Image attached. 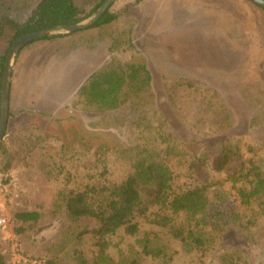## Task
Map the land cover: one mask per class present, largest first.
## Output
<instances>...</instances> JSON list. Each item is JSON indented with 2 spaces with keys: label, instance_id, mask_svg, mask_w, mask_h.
Returning <instances> with one entry per match:
<instances>
[{
  "label": "rangeland",
  "instance_id": "1",
  "mask_svg": "<svg viewBox=\"0 0 264 264\" xmlns=\"http://www.w3.org/2000/svg\"><path fill=\"white\" fill-rule=\"evenodd\" d=\"M97 1L76 0V4L90 13ZM125 1L117 0L110 8L121 11L122 19L134 17L131 6L135 4L125 10L122 8ZM224 5L230 8L227 13L242 29V35L225 37L226 44L237 50L225 53L220 63L218 53L193 51L204 46L195 38L201 40L198 33L186 36L167 28L185 19L167 20L160 26L157 19L150 18L145 22L143 36L138 23L132 28L131 45L145 60L153 95L148 105L138 106L148 113L150 120L148 128L138 133L122 121L125 116L131 119L129 105L108 117L113 123L81 110L74 99L59 112L48 115L15 114L13 105L1 140L8 156L0 150V173L8 176L7 181L3 180L4 189H0V219L5 220L0 226V253L6 264H77L79 254L91 264L96 250L92 236L85 231L93 230L95 223L90 219L71 220L58 204L57 192L92 184L118 186L130 173L140 149L146 151L160 172L167 173V185L175 190L194 186L190 162L204 159L213 187L220 186L221 194L239 206L236 176L214 174L210 160L227 142L233 144L244 163L250 158L264 159V11L247 0H226ZM115 32L110 31L117 37L119 31ZM87 37L84 32L74 34L62 42L58 54H80ZM4 49L0 42V52ZM129 54L116 52L113 58L121 62ZM111 57L109 51L105 64L112 60L117 63ZM16 59L17 56L13 68ZM173 80L202 85L220 99L204 101L207 94L202 93L204 105H199L195 91L189 93V100H181V105L175 107L178 101L165 94V84ZM103 144L113 149L96 154L97 147ZM6 161L10 163L8 172L1 171ZM33 210L41 213L38 228L28 237L16 236L15 214ZM168 216L166 210L156 214L158 222ZM150 225L142 224L141 234L136 238L117 235L110 240V255L118 260L133 251L132 247L137 246L134 242L150 231ZM161 240L171 239L161 237ZM170 244L177 250L172 261L141 264H201L189 249ZM232 245L245 250L246 264H264V219L247 241L240 240L232 229L220 236L216 241L218 249L211 252L204 264H220L218 253Z\"/></svg>",
  "mask_w": 264,
  "mask_h": 264
},
{
  "label": "trees",
  "instance_id": "2",
  "mask_svg": "<svg viewBox=\"0 0 264 264\" xmlns=\"http://www.w3.org/2000/svg\"><path fill=\"white\" fill-rule=\"evenodd\" d=\"M104 1L98 0L92 11L85 13L76 0H0V42L5 48L0 52V87L6 55L14 40L37 31L80 23L92 16ZM116 23L117 16L108 11L90 28ZM125 26L121 22L111 28L112 33H116L117 29L119 34L117 37L113 34L109 51L111 58L116 52L130 53L128 59L120 62L113 58L117 63L112 60L91 74L77 90L74 104L112 123L114 120H108V117L129 105L131 119L125 116L126 119L122 121L138 133L148 128L150 121L148 113L138 109V106L148 105L153 95L145 60L132 47L130 32ZM65 35H50L39 40ZM165 89L167 97L178 101L175 107L181 105V100H189V93L195 91L200 99L199 105H204L206 99H220L213 91L191 81L173 80L165 84ZM202 93L207 94L204 101L200 98ZM221 106L218 107L221 109ZM112 149L105 147V144L99 145L96 154L102 155L103 150L109 152ZM0 150L6 157L1 142ZM206 167V161L202 158L190 162L194 186L175 190L167 185V173L160 172L159 166L146 156V151L140 149L131 163L130 173L118 186L92 184L79 190L63 188L57 192V202L71 220L94 221L96 227L85 231L92 236L96 250L91 264L169 262L177 254V250L170 247V242L181 249H189L197 261L204 264L211 252L218 249L216 241L220 236L232 229L240 240L247 241L252 238L254 228L264 219V159L254 161L250 158L244 163L233 144L227 142L210 160V170L214 174L232 173L236 176L235 191L240 200L239 206L233 205L221 194L220 186L217 189L213 187ZM9 169L10 163L6 161L1 171L8 172ZM165 210L168 218L158 222L157 212ZM15 220L14 234L28 237L38 228L41 213L38 210L19 212L15 214ZM142 224H149L150 231L134 242L137 246H130L133 251L118 260L111 256L110 240L117 235L125 239L136 238L141 234ZM161 237L171 240H161ZM77 259V264H88L81 254ZM218 259L220 264L247 262L245 250L238 245L219 252ZM0 264H6L1 253Z\"/></svg>",
  "mask_w": 264,
  "mask_h": 264
},
{
  "label": "crops",
  "instance_id": "3",
  "mask_svg": "<svg viewBox=\"0 0 264 264\" xmlns=\"http://www.w3.org/2000/svg\"><path fill=\"white\" fill-rule=\"evenodd\" d=\"M134 1L126 0L122 5L125 9L135 4L131 6L135 11L134 17L122 19L119 13L121 11L116 12L110 8L109 11L117 16L116 24L39 40L19 52L15 68L12 66L11 69L8 113L11 112L13 105L16 108L15 112L13 111L15 114L31 112L48 115L65 108L75 98L77 90L87 78L107 62L114 39V35L110 33L111 28H115L121 22L129 25L125 27L129 30L130 36L132 28L135 29L138 23L143 36L145 22L150 18L157 19L156 24L160 26L167 20L185 19L173 24V28L172 26L167 28L173 29L175 34L182 33L186 36L198 33L201 40L195 38L204 46L193 51L218 53L217 63H220L224 60L225 53L237 50L226 44L225 37L232 34L236 37L242 35V29L240 31L234 18L227 13L230 8L225 7L226 0H136L135 3ZM116 2L117 0L113 4ZM82 32L88 37L85 38L80 54L74 52L68 55L67 52L64 55L58 54L62 49L60 47L62 42Z\"/></svg>",
  "mask_w": 264,
  "mask_h": 264
},
{
  "label": "water",
  "instance_id": "4",
  "mask_svg": "<svg viewBox=\"0 0 264 264\" xmlns=\"http://www.w3.org/2000/svg\"><path fill=\"white\" fill-rule=\"evenodd\" d=\"M115 0H105L97 11L89 18L80 23L45 29L24 35L13 41L10 49L7 52L3 75L0 87V142L5 135L7 121H8V102H9V89L12 64L19 52L26 47L29 43L37 41L43 37L58 34H72L81 30H86L92 27L106 12L109 11L111 5ZM257 7L264 9V0H248Z\"/></svg>",
  "mask_w": 264,
  "mask_h": 264
},
{
  "label": "built area",
  "instance_id": "5",
  "mask_svg": "<svg viewBox=\"0 0 264 264\" xmlns=\"http://www.w3.org/2000/svg\"><path fill=\"white\" fill-rule=\"evenodd\" d=\"M3 180L7 181L8 180V176L6 174H2L0 173V189L3 190L4 189V184H3ZM5 224V220L4 219H0V226H3Z\"/></svg>",
  "mask_w": 264,
  "mask_h": 264
}]
</instances>
